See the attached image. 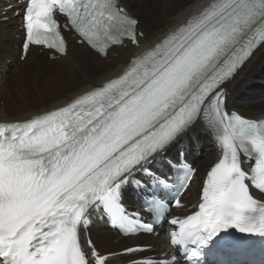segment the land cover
<instances>
[{"label": "snow or ice", "instance_id": "6c2138e0", "mask_svg": "<svg viewBox=\"0 0 264 264\" xmlns=\"http://www.w3.org/2000/svg\"><path fill=\"white\" fill-rule=\"evenodd\" d=\"M57 14L103 56L125 40L140 47L144 35L117 0H25L24 53L30 45L67 53ZM260 46L264 0H213L116 78L32 119L0 122V264H109L90 239L82 243L90 213L136 232L151 231L170 204L183 207L191 168L171 201L154 195L147 202L153 222L125 211L122 188L142 173L168 190L151 165L199 123L215 134L221 157L199 210L168 221L170 245L201 264V250L220 245L230 229L264 238V203L253 194L264 195V123L230 113L224 99L225 83Z\"/></svg>", "mask_w": 264, "mask_h": 264}, {"label": "bare ground", "instance_id": "6f19581e", "mask_svg": "<svg viewBox=\"0 0 264 264\" xmlns=\"http://www.w3.org/2000/svg\"><path fill=\"white\" fill-rule=\"evenodd\" d=\"M120 2L122 8L136 19H141L138 31L144 35L140 37V47L126 42L123 47L110 50L107 58H102L69 36L67 57L52 59L49 52L32 48L22 63L21 53L18 51L20 40L16 35L18 19L13 18L10 11L5 12L9 5L18 4L10 0H0V66L2 69L9 67L10 71L0 69V72H3L0 79L2 98L0 122L32 119L62 107L85 92L116 78L126 70L131 59L161 42L213 0H120ZM146 11L151 12L153 16L149 17ZM7 16L10 20L2 22ZM12 60H16L14 66H11ZM14 69H19L17 74L11 73ZM11 80L15 82L12 84L18 86V94L9 89ZM224 94L227 111L237 112L254 120L264 117V46L258 49L234 80L225 85ZM205 144H209L210 149L206 147V153L202 157L199 151L204 149ZM178 146L186 149L189 159L198 169L190 187L182 195L187 207L200 201L202 173L210 169L220 158L221 149L213 131L203 123L197 124L180 137L166 153H174ZM124 198L127 200V196ZM186 207L183 210H186ZM90 234L95 247L103 251L104 255L146 243L153 245L161 254L169 250L164 234L159 237L146 235L123 239L109 231L106 224L103 225L98 220L94 221ZM144 256L142 254L117 257L113 259L112 264L128 263Z\"/></svg>", "mask_w": 264, "mask_h": 264}, {"label": "rangeland", "instance_id": "374dc122", "mask_svg": "<svg viewBox=\"0 0 264 264\" xmlns=\"http://www.w3.org/2000/svg\"><path fill=\"white\" fill-rule=\"evenodd\" d=\"M148 12H149V11H146V13L148 14V16H149V17H152L153 15H151V12H149V13H148ZM137 19H138V18H137ZM138 20L141 21L140 18H139ZM20 61H21L22 63H24V61H22L21 58H20ZM14 64H16V60H15V61H13V60L11 61V66H14ZM38 64H39V63H38ZM36 67H38L39 69H41V67H40L39 65H36ZM0 69H1V70L6 69V71L8 70V72H10V71H9V67L2 69V66H0ZM10 69H11V67H10ZM1 70H0V71H1ZM18 70H19V69L11 70V73H12V74H17V73H18ZM41 71H42V70H41ZM2 74H3V72H0V79L2 78ZM41 74H42V73L40 72L39 75H41ZM4 76H5V75H4ZM4 76H3V77H4ZM12 83H15L14 80H11V84L8 85V86H9V89H10L13 93H16V92L19 90V89H18V86H15V85L12 84ZM16 94H18V92H17ZM1 99H2V98L0 97V100H1ZM4 102H5V101H4ZM0 103H1V102H0ZM3 104H4V103H3ZM205 145H206L205 147L203 146L204 149H202V151L200 152V155L202 154V155H201L202 157H203V154L206 153V151H205L206 149H205V148L207 147V149H210L209 144H208V145L205 144ZM179 147H180V146H178V147H177L178 149L174 152L175 154H174V153H172V154L169 153V154L167 155V157L170 158V159H174L175 157H177L178 154H179V151H180V149H181V148H179ZM208 155H209V154H208ZM211 163H212V162H211ZM210 166H211V165H210ZM210 166H209V168H210ZM207 170H208V169H207ZM207 170H206V171H207ZM206 171H204V172L202 173V180H203V178H204V176H205ZM102 252H103V251H102Z\"/></svg>", "mask_w": 264, "mask_h": 264}]
</instances>
